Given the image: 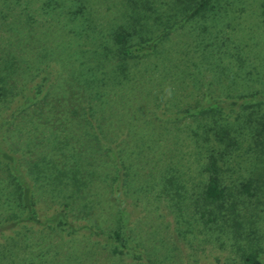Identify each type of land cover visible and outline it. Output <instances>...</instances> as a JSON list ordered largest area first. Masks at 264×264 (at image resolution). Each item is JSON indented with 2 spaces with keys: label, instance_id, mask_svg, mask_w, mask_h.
Returning a JSON list of instances; mask_svg holds the SVG:
<instances>
[{
  "label": "rangeland",
  "instance_id": "obj_1",
  "mask_svg": "<svg viewBox=\"0 0 264 264\" xmlns=\"http://www.w3.org/2000/svg\"><path fill=\"white\" fill-rule=\"evenodd\" d=\"M153 1L170 13L173 0ZM45 2L0 0V66L2 56L16 53L17 81L35 78L45 63L58 66L51 100L35 110L36 119H14L9 141L25 152L27 165L53 157L60 166H77L86 183L74 195L73 210L97 228L109 230L117 208H126L137 256L132 251L113 254L87 235L32 229L22 236L25 253L46 256L48 264H242L251 251L264 260V104L240 111L239 117L231 114L230 146L205 142L203 124L189 115L174 119L180 109L194 107L207 95L222 100L264 90V0L216 1L215 11L177 26L154 53L129 62L125 74H117L116 62L109 60L94 70L90 66L108 43L111 28L124 18L128 0H84L81 6L76 0H54L50 8ZM15 17L19 24L29 21L27 31L10 27ZM89 95L105 101L100 115L96 112L106 134L101 144L117 142L132 150L131 159H123L132 182L122 201L110 190L117 170L109 150L107 154L103 148L101 155L94 144L84 147L77 120ZM72 149L81 152V159H62V152ZM210 151L219 159L227 197L222 205L205 210L203 165ZM166 172L174 174V182L162 191ZM41 174L38 204L46 207L66 199L69 189L58 182L53 187ZM247 181L250 190L245 191L242 183ZM2 183L0 176L1 202L6 197ZM8 206L0 205V216ZM208 217L213 218L205 221Z\"/></svg>",
  "mask_w": 264,
  "mask_h": 264
},
{
  "label": "trees",
  "instance_id": "obj_2",
  "mask_svg": "<svg viewBox=\"0 0 264 264\" xmlns=\"http://www.w3.org/2000/svg\"><path fill=\"white\" fill-rule=\"evenodd\" d=\"M53 1L46 0L44 3L47 6L46 8L52 7ZM76 1L79 6L84 2V0ZM136 1L128 0L126 3L124 18L111 28L108 34V43L103 45L102 50L97 51V57L91 58L94 62L92 67L90 66L92 70H94V67H100L99 64L104 63V61L109 60V62H116L114 68L117 74H125L129 62L146 58L154 53L160 41L177 26L184 25L187 21L201 19L208 12L215 11L214 3L218 0H173V6L170 8L168 15L163 10L158 9L153 4V0H140V3ZM6 5L8 7V2ZM73 12L74 10H71V13ZM172 15L178 16L175 17L176 19L171 20ZM19 21L21 22L15 17V23L11 24L10 27L27 31L25 25L29 21H25V25L23 23L19 24ZM1 59L3 61L2 66H0V176L3 179L2 187L6 189V197H3L0 205L8 204L9 206L6 208V211H8L6 215L1 214L0 216V264H48L46 256L26 254L24 251L22 236L28 234V230L31 229L61 232L69 237L77 234L87 235L108 245L113 254L122 255L132 251L137 256L134 249L137 245L134 243L129 230L130 219L126 208L120 206L117 208L115 225L109 230L97 228L86 219H82L84 215L80 218L81 216L78 215L77 211L74 212L73 210L74 206H77V193L86 183L85 179L78 175L77 166L75 168H69L67 165L60 166L52 161L53 157L51 160H47L46 155L43 157V159H46L43 160L44 164L33 161L27 165L25 161L28 159H25V152L16 148L14 141H9L10 124L13 123L14 119L23 118L26 115L29 116L30 120L32 118L36 119L37 113L35 110L42 108L46 102L51 100L50 97L55 90L58 66L54 63H45L44 66L40 67L35 78L17 81L13 74L16 71L15 65H17L16 61L19 59L18 55L7 52ZM100 96L98 93L95 95V97ZM95 99H92L91 96L80 106L84 115L82 114V119L77 121L82 127V135L86 143L84 147H92L91 145L94 144L95 151L101 152V155H103V148L109 150V159H112L117 170L110 177L113 180L110 190L117 201H122L123 191L126 193L125 189L132 182L130 167L126 166L123 159H131L130 153L132 150L121 147L117 142L109 144L108 147L101 144L103 135L106 136V134H104V126L101 125L102 119L100 121L99 111L103 109L102 104L105 101L97 102L98 98L96 101ZM263 104L264 90L241 93L222 100L207 95L202 102L194 104V107L189 106L180 109L174 114V119L177 120L180 117L189 115L194 120H198L197 124H203L204 134L202 136L205 142L214 140L224 142L225 146H230L233 143V138L229 134L231 130L229 117L231 114L233 113L235 117H239L240 111L244 113L249 108L258 109ZM76 110L78 108L75 107L73 111ZM96 112H99V115H96ZM93 125H95V129ZM193 132L197 136L198 133ZM208 133L211 135L209 139L210 135ZM84 147L79 150L84 151ZM58 149H62V146L58 145ZM108 150L107 154H109ZM62 153V159L69 156L73 159H81L80 151L76 153L72 149L71 154L65 153V151ZM135 158L136 156L133 159ZM218 161L219 159L215 153L210 151L208 159L203 165V170L207 174L201 193L202 202L205 204H203L204 209L211 204L222 205L227 197L226 186L222 183L220 177ZM42 172L45 174L43 179L52 182L53 187H56L55 182H58L62 187L69 189L68 192L70 193H66V199L58 204H49L46 207L38 204L36 195L41 184L39 178ZM167 174L166 172L160 183L162 191L167 190L171 181L174 182L171 177L174 174L170 176ZM175 176L177 175L175 174ZM242 184L245 191L250 190L249 181ZM179 187L180 185L177 186V191L180 189ZM174 192L176 193V190ZM85 208L86 205H84V211ZM203 210L200 212L202 217L205 214ZM207 211H210V209ZM212 218L208 217L205 221L212 220ZM140 264L147 263L142 262ZM242 264H264V260L261 259L258 251H251L244 256Z\"/></svg>",
  "mask_w": 264,
  "mask_h": 264
}]
</instances>
